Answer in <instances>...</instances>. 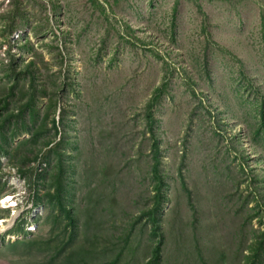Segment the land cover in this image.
I'll return each instance as SVG.
<instances>
[{
    "label": "rangeland",
    "instance_id": "obj_1",
    "mask_svg": "<svg viewBox=\"0 0 264 264\" xmlns=\"http://www.w3.org/2000/svg\"><path fill=\"white\" fill-rule=\"evenodd\" d=\"M34 88L37 118L0 135V264L47 263L20 243L57 235L55 264H147L158 245L156 264H249L258 245L264 264V0H0V102ZM45 124L23 174L12 146Z\"/></svg>",
    "mask_w": 264,
    "mask_h": 264
},
{
    "label": "trees",
    "instance_id": "obj_2",
    "mask_svg": "<svg viewBox=\"0 0 264 264\" xmlns=\"http://www.w3.org/2000/svg\"><path fill=\"white\" fill-rule=\"evenodd\" d=\"M27 93L28 92H26L25 95H27ZM30 96H31L30 104L26 103L25 105H23L22 107H19L18 109L14 108V109L10 110V106L12 105V103L9 100L3 101L2 103L0 102L1 106L6 105L3 109L0 110V135L7 133L6 132L7 126L9 127L10 125H16L14 122H17V121H21V120L24 121V119H26V116H28L31 121L33 119L37 118V113H39V109H37L34 106L35 101L38 98L35 88H34V90L31 91ZM4 102L6 103L5 105H3ZM4 111H6V113H4ZM150 118H151V122L153 123L152 113L150 114ZM54 124H56V123H54ZM16 129H17V126H16ZM150 129H151L150 131L152 132V136H153V151H154V160H155L154 167H153V174L157 180L156 206H158L162 200V187L164 185L163 178H162V175L160 172L161 149L159 146L158 138L155 135L153 128L151 127ZM47 130H48V128L46 127V124H45L44 126H42L40 128L39 127L38 128L31 127V128H27L26 130H23L19 133V136L22 135L24 132H28L30 134L29 139H24V140L20 141L19 143H17L16 145L12 146L13 147L12 151L14 153H16V157H14L13 159H17V160L22 162L21 170L23 171V174H27V175H30L33 177V175L35 174L36 171H34L33 168H31V167H28L29 169L26 170V165L30 162H33V160H37V154H36V152H34V150H32L29 153H27V152L25 153V152H23V150H21L22 147H27L29 145H30V147L32 146L34 148L38 147V146H36L37 141ZM13 139H16V136H14ZM60 142H61V140L57 141L56 138L44 141L43 148L48 150V151H44V154L46 152H47L46 153L47 155H50L52 153L58 154L61 151ZM11 145H12V143H11ZM0 150L3 151V150H8V149H7L6 145H2L0 143ZM39 151L41 152L42 150H39ZM62 176H63V170H61L60 173L57 175V178L59 179V184H57V187L53 188V185H51L50 188H48V190L46 191V193L44 195L46 197L51 198V202H55L54 205H56V206L59 204V202L61 204L62 199H63L62 198L63 190H62V186H61V182H62L61 177ZM1 187H2V185L0 182V188ZM38 196H39V193H37V197ZM37 200L38 201L35 205H37L38 202L40 203V201L42 200V197H38ZM155 208H157V207H155ZM68 213L71 214L70 215L71 216L70 217V225H68L64 231L67 232L69 230V227H71L72 232L74 234L78 235L76 219H75L72 212L69 211ZM56 223L61 224V221L56 218L55 223L53 224V227L56 225ZM53 233L54 232L52 230V234ZM155 234H157V233H155ZM58 236L59 235H57L55 237H51L50 239H47V240L39 238V239L21 241L20 244L24 247L25 250H28V249L34 250V251L41 253V254L49 253L50 259L45 264H55L57 259L59 258V256L63 252L67 251L68 249H70L72 247V244H70L69 241H66L67 237H58ZM70 239L74 240V237H70ZM159 241L161 242V239H159ZM260 251H261V248L258 245L255 249L254 254L252 255L253 258L250 257L252 259V261H250L249 264H259L258 260L260 259V256H263ZM159 259H160V246L158 245L154 250L153 257L150 259V261L147 264H156L159 261Z\"/></svg>",
    "mask_w": 264,
    "mask_h": 264
},
{
    "label": "built area",
    "instance_id": "obj_3",
    "mask_svg": "<svg viewBox=\"0 0 264 264\" xmlns=\"http://www.w3.org/2000/svg\"><path fill=\"white\" fill-rule=\"evenodd\" d=\"M8 199L11 200L9 197H7V198H6V201H9Z\"/></svg>",
    "mask_w": 264,
    "mask_h": 264
}]
</instances>
